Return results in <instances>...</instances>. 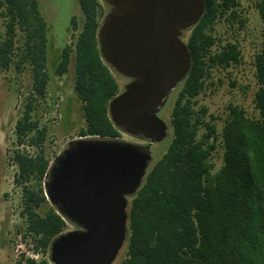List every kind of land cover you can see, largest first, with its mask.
<instances>
[{"label": "trees", "instance_id": "trees-1", "mask_svg": "<svg viewBox=\"0 0 264 264\" xmlns=\"http://www.w3.org/2000/svg\"><path fill=\"white\" fill-rule=\"evenodd\" d=\"M240 1L204 0L200 21L186 35L191 68L174 91L171 139L130 201L129 235L120 264H264V0H247L254 3L262 22L260 49L253 61L254 114L233 103L226 106L223 118L209 114L206 106L197 108L212 69L241 63L239 45H222L214 33L221 20L243 28L246 18ZM78 3L81 20H70L76 34L62 44L50 73L49 25L39 0H0V72L14 67L20 73L29 66L32 80L30 97L15 125L18 146L38 147L46 140L48 130L35 117V104L46 97L52 75L67 73L72 57L73 89L85 121L79 136L120 135L108 115V103L119 93V85L101 59L97 42L102 3ZM216 155L221 159L218 167ZM12 160L15 182L21 187L23 236L49 254L52 240L67 226L45 196L50 159L43 148L33 154L18 148ZM24 264L49 262L27 259Z\"/></svg>", "mask_w": 264, "mask_h": 264}, {"label": "water", "instance_id": "water-1", "mask_svg": "<svg viewBox=\"0 0 264 264\" xmlns=\"http://www.w3.org/2000/svg\"><path fill=\"white\" fill-rule=\"evenodd\" d=\"M102 1L99 54L128 80L108 115L119 132L146 144L80 137L56 157L45 196L75 229L52 240L51 264H113L126 245L129 201L148 173L151 146L168 136L159 113L190 71L185 36L204 13V0Z\"/></svg>", "mask_w": 264, "mask_h": 264}, {"label": "rangeland", "instance_id": "rangeland-1", "mask_svg": "<svg viewBox=\"0 0 264 264\" xmlns=\"http://www.w3.org/2000/svg\"><path fill=\"white\" fill-rule=\"evenodd\" d=\"M100 1L105 14L107 7L102 0ZM240 6L246 18L243 28L238 24L232 25L231 22L221 20L215 24L214 33L222 45L226 42L239 45L242 53L241 63L227 68H213L211 78L206 81V86L198 97L197 108L206 106L209 114L222 118L226 115V106L229 103L240 105L248 114H254L253 96L257 83L253 61L254 55L260 49L262 22L253 2L241 0ZM39 8L49 25L48 57L49 72L52 73L60 47L62 44L70 43L72 34H76L71 30L70 20L76 16L80 21L82 13L78 0H39ZM3 32V20L0 17V38ZM113 75L120 92L128 80L114 72ZM73 80L72 57L67 73L59 77L52 75L46 97L40 98L35 104V117L39 119L40 125L46 126L48 130L42 147L47 152L50 165L67 148L69 142L80 138L79 129L85 126L82 102L74 92ZM31 86L29 66L20 73L14 67L0 72V264H24L27 259L35 261L46 259L49 262L46 250L41 247L36 249L31 237L23 236L24 223L20 216L21 187L15 182L17 167L12 160L13 151L18 148L25 150V153L33 151L25 145L18 146L14 134L16 122L21 118L26 101L30 97ZM175 96L176 92L170 96L167 105L159 113L168 125V136L162 143L151 147L150 167L165 152L171 139L170 112ZM221 125L222 122L218 121V129ZM116 139L146 144L123 132H120ZM214 161L217 167L221 164L219 155L215 156ZM74 229L73 225L67 223L65 232ZM124 257L125 246L113 264H120Z\"/></svg>", "mask_w": 264, "mask_h": 264}, {"label": "built area", "instance_id": "built-area-1", "mask_svg": "<svg viewBox=\"0 0 264 264\" xmlns=\"http://www.w3.org/2000/svg\"><path fill=\"white\" fill-rule=\"evenodd\" d=\"M21 146H23V145H21ZM27 148H31V149H33V151H31V153H27V154H33L34 151H37V149H41V148H43V147H42V144H39L38 147H27Z\"/></svg>", "mask_w": 264, "mask_h": 264}, {"label": "flooded vegetation", "instance_id": "flooded-vegetation-1", "mask_svg": "<svg viewBox=\"0 0 264 264\" xmlns=\"http://www.w3.org/2000/svg\"><path fill=\"white\" fill-rule=\"evenodd\" d=\"M67 146H68V144H67ZM152 146H153V145H152ZM152 146H151V147H152Z\"/></svg>", "mask_w": 264, "mask_h": 264}]
</instances>
